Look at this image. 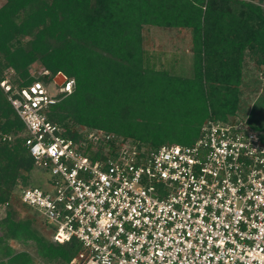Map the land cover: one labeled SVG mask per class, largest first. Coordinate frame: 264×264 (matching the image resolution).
I'll list each match as a JSON object with an SVG mask.
<instances>
[{"label":"trees","instance_id":"obj_1","mask_svg":"<svg viewBox=\"0 0 264 264\" xmlns=\"http://www.w3.org/2000/svg\"><path fill=\"white\" fill-rule=\"evenodd\" d=\"M264 0H5L0 6V264H71L81 245L43 235L21 199L35 159L26 126L1 81L75 80L73 92L50 106L64 135L101 129L140 147L193 144L208 120L246 119L264 135ZM153 28L190 34L193 74L177 53L155 46ZM181 57H183L181 55ZM49 74H37L32 66ZM263 90L261 92V89ZM256 95L255 99L252 95ZM11 137V138H9ZM106 146H116L106 141ZM114 153V150H112ZM92 159L104 157L88 145ZM106 156V155H105ZM40 215V214H39ZM41 216V215H40Z\"/></svg>","mask_w":264,"mask_h":264},{"label":"built area","instance_id":"obj_2","mask_svg":"<svg viewBox=\"0 0 264 264\" xmlns=\"http://www.w3.org/2000/svg\"><path fill=\"white\" fill-rule=\"evenodd\" d=\"M9 75L1 86L35 166L50 172L21 199L54 226V240L80 242L71 264H264V135L246 119L208 120L187 145L144 148L101 129L76 141L48 117L74 79L20 87ZM88 145L104 157L92 159Z\"/></svg>","mask_w":264,"mask_h":264},{"label":"rangeland","instance_id":"obj_3","mask_svg":"<svg viewBox=\"0 0 264 264\" xmlns=\"http://www.w3.org/2000/svg\"><path fill=\"white\" fill-rule=\"evenodd\" d=\"M5 0H0V6L1 3H3ZM150 33L154 36L152 39L153 42H155V46L158 50H162V51H166L168 53V57H170L172 54L177 53L179 55V58H181L180 63L184 64L182 65L183 67V74L186 76H192L193 74V60H192V53L189 51V38H190V34H187L185 32V39L182 38V36H178L175 33L172 32H168V31H160L157 28H153V30L150 31ZM181 55L183 57H181ZM40 64L36 63L32 66L33 70H39L40 69ZM259 76L261 77V79L264 82V66H262L258 72ZM60 75V74H59ZM11 76V75H9ZM63 80H64V76H63ZM62 80V81H63ZM264 87V86H263ZM263 87L261 89V92L263 90ZM55 86H52L51 90L52 93L55 92L54 90ZM255 96H257V94L252 95V98L255 99ZM236 118V117H235ZM241 119V118H240ZM50 175V172H44L43 170L39 169L38 167H34L33 171L31 172V185L29 186H38V187H42L45 188L46 187V183H47V179ZM39 216V220L41 222V224L43 225L42 222H44V218L42 216ZM53 234H54V226L52 225H47V226H43V235L47 238H53ZM11 244L21 250V249H26L31 251L32 254L35 255L36 257V264H45L40 257L36 254V250H35V245L31 242V243H22L16 240H12Z\"/></svg>","mask_w":264,"mask_h":264},{"label":"crops","instance_id":"obj_4","mask_svg":"<svg viewBox=\"0 0 264 264\" xmlns=\"http://www.w3.org/2000/svg\"><path fill=\"white\" fill-rule=\"evenodd\" d=\"M4 2H5V1H4ZM4 2H3V3H4ZM3 3H1V5H2Z\"/></svg>","mask_w":264,"mask_h":264}]
</instances>
